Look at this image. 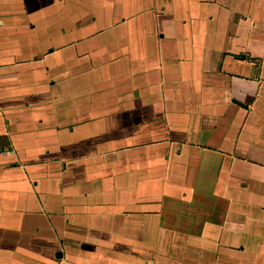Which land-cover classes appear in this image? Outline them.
<instances>
[{"label": "crops", "instance_id": "obj_1", "mask_svg": "<svg viewBox=\"0 0 264 264\" xmlns=\"http://www.w3.org/2000/svg\"><path fill=\"white\" fill-rule=\"evenodd\" d=\"M0 264H264V0H0Z\"/></svg>", "mask_w": 264, "mask_h": 264}]
</instances>
